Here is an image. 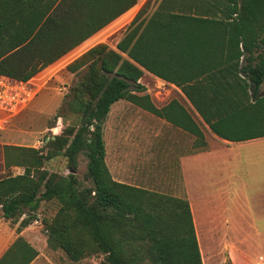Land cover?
Wrapping results in <instances>:
<instances>
[{
    "label": "trees",
    "instance_id": "trees-1",
    "mask_svg": "<svg viewBox=\"0 0 264 264\" xmlns=\"http://www.w3.org/2000/svg\"><path fill=\"white\" fill-rule=\"evenodd\" d=\"M136 4L0 0V74L29 80ZM149 4L115 49L97 44L66 66L81 75L58 114L78 115V128L59 130L38 150L4 147L7 156L19 154L6 167L24 172L0 178L2 218L14 223L26 215L24 226L40 203L54 206L55 215L42 220L47 245L71 262L102 255L100 264H203L188 201L118 183L105 163L102 124L121 100L192 135L194 150L207 149L178 101L158 109L138 95L145 92L139 83L145 73L180 88L215 137L230 143L264 138V130L248 131L264 125V96H256L264 83V0H161L148 17ZM81 153L87 187L75 175ZM59 156L67 160V176L43 168Z\"/></svg>",
    "mask_w": 264,
    "mask_h": 264
},
{
    "label": "rangeland",
    "instance_id": "rangeland-1",
    "mask_svg": "<svg viewBox=\"0 0 264 264\" xmlns=\"http://www.w3.org/2000/svg\"><path fill=\"white\" fill-rule=\"evenodd\" d=\"M150 5L154 2L152 10L155 8L159 0H149ZM150 9V13L152 10ZM138 11V9H136ZM137 11L133 14L136 15ZM149 16V15H148ZM121 27L114 26L115 21L109 24L98 34L99 37L93 40L86 47L103 43L109 47L118 42L130 21ZM91 46V47H93ZM90 47V48H91ZM80 75H73L66 70L57 73L51 78L49 82L41 89L37 97L28 106V108L15 117L6 128L0 133V178L6 175H19L24 172V168L20 166L6 167V161L15 160V156L19 155L14 151H9L6 154L5 146L33 148L40 149L37 146V141L47 133L54 134L66 127L78 128L80 125L79 116L70 112L58 114L61 108H64L65 101L69 95L70 88L80 78ZM244 78V77H242ZM142 84L145 86V94L154 99L153 104L160 108L167 104L170 100L175 99L187 110L192 119L199 125L206 141L209 142L210 149L208 150L212 155L226 154L224 158H210L206 160L195 159L193 161L184 162V166L178 167V162L174 157H177L178 151H182L183 143L186 151L188 150V140L191 142V150H194V137L186 134L180 140L179 136H174L180 140V144L171 145V138L166 139L167 136L172 137L170 129L161 120L153 118L154 122L148 120L152 118L147 116V121L142 110L138 109L127 101H121L113 105L110 113L102 124L103 142L105 151L110 153L109 164L114 168L113 164L115 158V151L119 149V139L123 135V126L128 125V132L124 133V137L135 141L139 138L141 150L136 151L135 159L128 162V167L133 176V185L139 186L143 189L155 192L157 194H164L173 197L183 196V176L184 171L187 175V181L191 187V196L195 204H200L203 212L206 215L214 214L219 203L215 199V194L221 190L234 189L238 191V197L234 198V210H232L231 201L229 204V219L230 223L225 230L230 237L237 238L230 242H222L218 240H200L204 264H264V172H258L264 169V138L252 140L243 143L222 145L214 138L208 127L203 123L202 119L194 111L191 105L179 95L173 88L163 87V93L167 90V97L155 98V91L161 83L152 80L149 76L142 79ZM166 89V90H165ZM150 92V93H148ZM249 95H253L252 88L249 89ZM164 96V95H163ZM256 96H264V83L256 92ZM162 98V99H161ZM137 112L140 113V120L138 128L134 122L130 120L136 119ZM159 122V126L157 124ZM144 124H149L144 127ZM153 128V133L147 128ZM92 130V128H90ZM127 130V129H126ZM264 130L263 124H255L248 131L260 132ZM159 132V137H155ZM152 138L154 143L168 145L170 153L160 151L157 155L152 157L142 152L146 147L142 141L144 138ZM145 145V146H144ZM184 149V150H185ZM45 153L47 149H42ZM138 154V155H137ZM179 160V158H178ZM181 164L183 162L179 160ZM179 163V164H180ZM87 159L84 154L77 156L76 177L80 181L82 187L90 186V182L84 180L86 173ZM43 168L48 172L56 173L60 176H67L70 172L67 167V160L63 156L56 157L48 162H45ZM179 169V170H178ZM205 197L202 199V197ZM208 196V198H206ZM211 207L214 211H211ZM238 209L237 211H235ZM56 213V208L49 203H40L39 208L34 212L33 216L38 218L42 224L45 218H51ZM44 229V227L42 226ZM46 234V232H45ZM231 245L235 247L232 250ZM61 253V251H59ZM62 254V253H61ZM64 264H100L104 256H88L79 262H71L64 254H62Z\"/></svg>",
    "mask_w": 264,
    "mask_h": 264
},
{
    "label": "crops",
    "instance_id": "crops-1",
    "mask_svg": "<svg viewBox=\"0 0 264 264\" xmlns=\"http://www.w3.org/2000/svg\"><path fill=\"white\" fill-rule=\"evenodd\" d=\"M147 1L148 0H137V4L134 7H132L130 10H128L123 15L118 17L116 20H114L115 21L114 26L121 27V26L126 25L129 22V20H131V18L133 17V14L135 13V11H137L136 9H138V11H139L140 8ZM160 1L161 0H159V2L157 3V5L155 6V8L153 10L151 8L153 7L154 2H152L151 5L149 4L147 15L150 16L155 11V9L157 8ZM150 9L152 10L151 14H149ZM106 27H104V28H106ZM102 30H100V31H102ZM100 31L97 32L96 34H94L93 36H91L89 39L84 41L79 46L75 47L73 50H71L70 52H68L64 56H62L61 58H59L54 63L48 65L46 68L41 70L39 72V74L48 73L53 78L54 76L57 75V73L64 71L68 64H70L76 58L81 56L83 53H85L87 50H89L91 46L94 45V44H92L89 47L84 48L87 46V44H89L93 40L97 39V37H99L98 34L100 33ZM116 44H117V42H116ZM115 45L111 46L110 48L115 49ZM146 75L149 76L150 78H152V80L163 81L162 79H159L155 76H152L149 73H145L143 77H145ZM143 77L139 80L140 84H142ZM163 82L174 86L176 88V91L179 93V95L181 97H183L188 102V100L186 99L185 95L182 93L180 88H178L175 85L170 84L166 81H163ZM167 92H168L167 90L164 92V94H163L164 96L163 95L159 96V95L155 94V98L160 99L159 97H167V95H168ZM148 93H150V92H148ZM138 95H140V96L147 95L149 97L150 102L153 104L154 99L151 98V96H149L148 94H145V92L139 93ZM172 100H175V99H172ZM172 100H170V101H172ZM121 101H123V100H121ZM121 101H118V102H121ZM176 101H178V100H176ZM115 104H113V105H115ZM167 104H165L164 106H166ZM164 106H162V107H164ZM135 107L142 110V113H144V117H145L146 121H147L146 115H150L152 118H148L149 121L154 122L153 118H155L158 121L162 120L163 123L165 125H167L168 129H170V133L173 135L172 137H170V136L166 137L167 140H169V138H171V143H172L171 145L175 146V145L180 144L179 142L182 138L180 136L184 137V135L188 134L187 132L183 131L182 129L173 126L172 124H170V123L166 122L165 120L151 114L150 112L144 110L143 108H140L138 106H135ZM162 107H160V108H162ZM156 108H158V107H156ZM109 113H110V111H109ZM139 116H140V113L137 112L136 119L130 120L131 122L135 123L136 128H138L139 122L145 123V121L140 120ZM156 124L158 127L159 122ZM146 125L147 124H144V127H147L149 124L147 126ZM123 127L125 129L122 130L123 135L119 139V149L115 151L116 156H115L114 161H113V164H115L116 166H114V168L111 167V165L109 164L110 153H107L106 151H105V153H106L105 163H106V166L109 170V173H110V175L114 181L121 183V184H125V185L136 186V185H133V181H132L133 176L131 174L130 168L128 167V162L135 159V155H136L135 153L137 150H141L139 148L140 140H139V138H135V141H134L133 139L129 138L128 136L124 137V133H126V131L128 132V125L123 126ZM147 130H151V133H153V131H154L153 128H150V127H148ZM159 135H160L159 132H157L155 137H159ZM188 135H190V134H188ZM174 136H179L180 140H177L176 138H174ZM190 136L192 137V135H190ZM214 139L216 141H218L219 143H221L222 145H226V146L230 145V144H237V143H230L228 141L221 140L217 137H215ZM261 139H263V138H261ZM255 140H258V139H255ZM205 141H206V139H205ZM250 141H252V140H250ZM142 142L144 144H146V147L142 149V152H145L147 157L148 156L152 157V155H154V154L157 155L158 152L160 153V151H162V153H164L165 149H166V153H170V148H168L169 144L168 145L162 144V146H161L159 144V142H157V141H156V143H154V140L150 137L144 138V140ZM190 142H191V140L189 139L187 151L185 149L186 146H184V143H183L182 151L181 150L178 151L177 157H174V159H176L178 162V167H180V165H182V167H183L184 162L186 160L187 161H189V160L193 161L195 159H200V161H201V160H206V159H210V158H224L225 156H228L226 154H222V155L210 154V152L208 151L210 149V145H209L208 141H206V143H207V149L206 150L193 151V150H191ZM246 142H248V141H246ZM241 143H243V142H241ZM133 146L136 147L137 150L134 149ZM192 146H193V144H192ZM137 153H138V151H137ZM178 158H179V160H181L183 162V164L180 163ZM186 162H185V164H186ZM258 172L263 173L264 169H261ZM182 179H183L182 190H184L183 191V196H184L183 198H185L190 205L193 224H194L195 233H196V237H197V241H198V246H199L201 258L203 259V251H202L201 243H199L200 240H218V241H222V242H224V241L230 242L232 240H237V238H233V237L228 236L226 234L225 230H227V227L230 223V219L228 217L229 216L228 214L230 212L228 202L231 201L232 210H234L235 207L233 206L234 205L233 200H234V198L236 199V197H238V191L235 192V190L232 188L230 190L229 189L228 190H221V191L217 192V194H215L214 198L217 199L218 202H220V203H219V206H217V210L215 212V215L212 214V212H211V214L206 215L205 211L203 212L202 208L200 207V204L198 205V204L194 203L196 200L194 201L192 196H191V187L189 185V182L187 181V175H186L185 171H184V176ZM136 187H139V186H136ZM204 198L205 197L203 196L202 199H204ZM206 198H208V196H206ZM210 210L214 211V209L212 207ZM237 210L238 209H236L235 211H237ZM25 218H26V215H23L18 221L13 223V222L4 220L2 218L1 211H0V264H24L27 260H29V262L27 264H64L63 260H65V258H63V260L61 259V257H63V255H62L63 253L62 252H61L62 254L59 253L60 250H52V249L48 248L47 236L45 234V230L42 228L41 222L36 223L38 215H36V218L31 223L26 224L24 226H21L20 223ZM231 247H232V250L235 249V247H233V245H231ZM202 263L204 264L203 260H202Z\"/></svg>",
    "mask_w": 264,
    "mask_h": 264
},
{
    "label": "built area",
    "instance_id": "built-area-1",
    "mask_svg": "<svg viewBox=\"0 0 264 264\" xmlns=\"http://www.w3.org/2000/svg\"><path fill=\"white\" fill-rule=\"evenodd\" d=\"M51 78L52 76L48 73H37L29 80L22 81L0 74V133L15 117L28 108ZM156 82L161 83V86H158L155 91V94L159 96H162L161 92L164 90L163 87L167 86V88L170 87L176 90L174 86L163 81L157 80ZM50 140H53V133H47L42 136L37 141V146L44 148ZM39 222L40 220L37 218L36 223Z\"/></svg>",
    "mask_w": 264,
    "mask_h": 264
}]
</instances>
